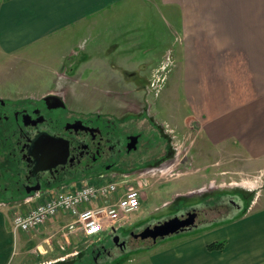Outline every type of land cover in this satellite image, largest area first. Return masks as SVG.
<instances>
[{
    "label": "rangeland",
    "instance_id": "1",
    "mask_svg": "<svg viewBox=\"0 0 264 264\" xmlns=\"http://www.w3.org/2000/svg\"><path fill=\"white\" fill-rule=\"evenodd\" d=\"M170 23L171 10L162 8L159 0H128L0 59V94L27 96L59 91L85 116L98 112L113 115L122 130H144V137L150 140V148L133 153L131 165L127 166L131 170L127 184L139 187L145 199L139 211L126 215L125 226L116 232L108 230L90 236L80 230L68 233L64 227L67 222L48 230L47 222L26 233L20 245L26 252L15 256L14 264H97L94 248L110 245L113 235L138 229L145 218H158L167 212L173 198L189 192L197 194L207 189L217 194L237 188L251 191L250 196L261 197L263 203V164H249L235 148L206 152L205 145L195 143L194 128L186 122L187 117L181 123L173 117L172 108L178 102V91L172 83L177 47L172 45ZM181 103L180 112H186ZM159 124L172 130L179 153L173 164L166 162L158 168L144 169V161L164 147ZM98 181L102 179L44 190L37 201L46 194ZM212 197L210 193L206 195L210 200ZM22 203L8 207L11 217L24 209L26 203ZM209 214L215 216L219 211ZM171 237L175 236L167 238ZM165 240L169 239L158 240L151 247L114 250L105 264H122Z\"/></svg>",
    "mask_w": 264,
    "mask_h": 264
},
{
    "label": "crops",
    "instance_id": "2",
    "mask_svg": "<svg viewBox=\"0 0 264 264\" xmlns=\"http://www.w3.org/2000/svg\"><path fill=\"white\" fill-rule=\"evenodd\" d=\"M127 1L0 0V59ZM159 1L171 10L177 47L173 117L179 122L187 117L195 143L206 152L235 148L249 164L264 165V0ZM180 103L186 112H180ZM260 201L257 196L235 217L165 238L122 264H264ZM8 207L14 206H0V264H14L26 252L20 247L26 233H13ZM70 219L60 212L46 229ZM119 223L117 229L125 226ZM216 242L223 245L208 247Z\"/></svg>",
    "mask_w": 264,
    "mask_h": 264
},
{
    "label": "flooded vegetation",
    "instance_id": "3",
    "mask_svg": "<svg viewBox=\"0 0 264 264\" xmlns=\"http://www.w3.org/2000/svg\"><path fill=\"white\" fill-rule=\"evenodd\" d=\"M114 117L101 112L85 116L59 91L27 96L0 94V206L20 205L35 192L131 172L127 166L133 153L150 148V140L144 137V130L125 132ZM158 126L164 147L144 161V169L173 164L179 153L172 130L164 124ZM208 193L211 197L215 194L206 189L176 195L167 205V212L158 218H145L136 226L138 229L129 230L116 241L113 235L110 245L94 248V261L105 264L114 250L124 252L136 247L128 243L132 234L152 232L173 219L181 229L155 242L229 220L243 212L254 198L251 191L237 188L221 190L211 200L206 198ZM218 211V215L209 214Z\"/></svg>",
    "mask_w": 264,
    "mask_h": 264
},
{
    "label": "built area",
    "instance_id": "4",
    "mask_svg": "<svg viewBox=\"0 0 264 264\" xmlns=\"http://www.w3.org/2000/svg\"><path fill=\"white\" fill-rule=\"evenodd\" d=\"M128 179L92 182L47 195L42 201L12 216V231L30 232L60 212L72 217L64 226L68 233L80 230L93 236L112 228L127 214L137 211L143 199L140 188L128 185Z\"/></svg>",
    "mask_w": 264,
    "mask_h": 264
},
{
    "label": "water",
    "instance_id": "5",
    "mask_svg": "<svg viewBox=\"0 0 264 264\" xmlns=\"http://www.w3.org/2000/svg\"><path fill=\"white\" fill-rule=\"evenodd\" d=\"M180 226H178L175 220H170L166 223L159 225L152 232H140L136 234H132L128 243L131 246H152L155 243L156 238H164L169 236L178 230H180ZM114 241L118 239V235H115L113 238ZM125 243V242H124Z\"/></svg>",
    "mask_w": 264,
    "mask_h": 264
},
{
    "label": "trees",
    "instance_id": "6",
    "mask_svg": "<svg viewBox=\"0 0 264 264\" xmlns=\"http://www.w3.org/2000/svg\"><path fill=\"white\" fill-rule=\"evenodd\" d=\"M223 245V242H216V243H211L209 244V248H216V247H221Z\"/></svg>",
    "mask_w": 264,
    "mask_h": 264
}]
</instances>
